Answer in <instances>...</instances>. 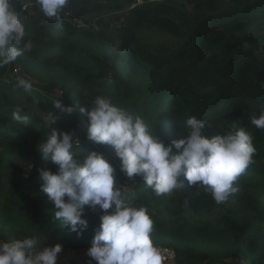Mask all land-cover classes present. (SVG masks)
<instances>
[{
    "label": "trees",
    "instance_id": "obj_1",
    "mask_svg": "<svg viewBox=\"0 0 264 264\" xmlns=\"http://www.w3.org/2000/svg\"><path fill=\"white\" fill-rule=\"evenodd\" d=\"M144 1L69 0L56 20L46 17L35 0H10L25 27V42H32L31 51L20 57L52 77L66 94L63 100L47 88L26 92L2 78L9 64L0 67V240L35 235L64 241L65 249L91 247L103 213L85 206L82 218L88 227L80 235L54 218V206L41 191L40 170L55 173L57 166L38 153V144L55 127L45 124V117L54 113L57 129L79 140L80 146L72 149L76 157L102 153L95 143L78 137L88 125L80 108L91 110L94 99L102 96L142 117L165 146L187 138L190 116L207 123L208 138L222 136L233 123L247 127L256 149L254 162L234 185L239 191L224 204L217 205L202 188L189 187L183 176L182 189L159 196L141 177L130 187L120 165L109 162L117 182L130 187L126 200L148 210L154 245L176 250L174 264H264V129L251 125L252 116L264 110V0H193L191 11L177 1ZM29 3L41 11L38 16L29 17ZM126 8L124 23L117 27L78 21L94 12ZM158 34L169 40L158 43ZM88 46L114 61L106 63ZM135 79L151 83L145 102L131 107L128 101L136 90L129 84ZM60 100L74 111L56 109ZM18 109L28 116L27 125L12 119ZM191 210L220 213L197 224L187 219ZM84 263L97 264L88 258Z\"/></svg>",
    "mask_w": 264,
    "mask_h": 264
},
{
    "label": "clouds",
    "instance_id": "obj_2",
    "mask_svg": "<svg viewBox=\"0 0 264 264\" xmlns=\"http://www.w3.org/2000/svg\"><path fill=\"white\" fill-rule=\"evenodd\" d=\"M69 0H35L48 18L60 19L59 13ZM26 30L19 12L10 6V0H0V67L13 63L32 42H25ZM17 86L31 92L33 85L20 78ZM91 110L80 108L87 116V139L96 144L109 145L120 160V172L127 178H142L144 185L156 195L170 193L188 186L202 188L217 205L224 204L239 189L234 186L252 164L255 154L253 137L247 127L231 125L224 134L208 138L204 133L207 123L190 116L186 125L188 136L172 140L165 146L140 116H133L118 107L110 98L97 96ZM54 107L71 114L73 107L62 101ZM21 109L12 119L27 125L28 116ZM57 117H45L51 127L50 135L38 144V153L57 166V171L40 170L41 191L54 206V218L62 220L70 231L82 234L88 227L83 219L85 206L102 212L101 224L95 231L87 256L97 264H165L167 257L151 239L153 221L148 210L133 206L126 200L130 187L121 186L115 169L104 153L92 151L82 159L72 152L80 146L74 133L59 131ZM251 125L264 129V110L252 116ZM175 150V151H174ZM62 245L41 247L38 237L0 242V264H57Z\"/></svg>",
    "mask_w": 264,
    "mask_h": 264
},
{
    "label": "rangeland",
    "instance_id": "obj_3",
    "mask_svg": "<svg viewBox=\"0 0 264 264\" xmlns=\"http://www.w3.org/2000/svg\"><path fill=\"white\" fill-rule=\"evenodd\" d=\"M148 1L149 2H155L157 0H148ZM159 1H164V2L177 1V3L179 5L187 8L190 11L193 9V7L196 4L193 0H159ZM227 1H229V0H227ZM138 2H139V5L145 3L144 0H138ZM32 5H33L32 3H29L26 6L24 5L25 7L28 8L27 11L29 13L28 14L29 17L38 16L41 11L40 12L35 11L34 9H32ZM39 8H40V6H39ZM125 11H129V10H127V8L124 9L123 11H119L118 9L103 10V11L94 12V13L85 15L81 19H78V21H81L82 23H91L92 25H95V26H99L100 23H105V24H111L112 26L117 27L119 24L121 25L122 23H124V16L123 15H124ZM70 12H71V16H72L73 12L72 11H70ZM75 12L79 13L78 10H75ZM51 35L55 36L56 34H54L53 31H51ZM70 40L74 44H78V47H83L85 44V43H79L76 40V38H72ZM155 40L158 43H164V41L169 40V38L166 35L158 34V35H155ZM88 50H90V53L97 55V57H99L101 60L105 61L106 63H109L110 65L114 61V58L112 57V55L100 53V52L96 51L95 49H92V47H89V46H88ZM9 65H10V71L8 74H5L2 77L3 79H5L9 82H13L15 84H17V81L20 78L27 79L32 83L33 89L35 91H37V92L43 91V90L47 91V89H49L50 92L52 93V95L56 99H63L64 100V96L66 94L64 88L61 85L57 84L53 80L52 77H49L47 74H45V73L41 72L40 70H37L35 67H33L32 64H30L27 59L23 60L21 57H18L15 62L10 63ZM150 83L151 82L149 80L135 79L129 84V86H131L132 89L136 90V92L133 94L132 98H130L128 101L131 103V105H130L131 107L142 105L145 102L146 94H147V91L150 87ZM54 84H56V86H54ZM65 102H66V100H65ZM78 137L82 140L91 142L87 139V126H82L81 132L78 135ZM95 145H96V147L99 148V150L102 153H104L108 157V159L111 163L120 165V160H119V158L116 157L115 150L112 148V146L100 145V144H96V143H95ZM138 177L139 176H136V177L130 179V184H129L130 187H134L137 185L136 183L139 180ZM219 213H220L219 210H215V211H213V213L195 212V211L191 210L187 213V219L189 221H191L193 223H197V224L205 223V222H211L214 220V218ZM0 235H2V232H0ZM38 240L41 243L42 248L55 246L56 244L62 245V251L57 256L59 258V260L57 259V264H87V263H84V261L87 258H81V259H79V261L77 263H74V261H77V260L73 259L72 257H75V255L82 254L83 252H86L88 249H83V247H82V249H79V248L73 249L72 247H67L65 249V248H63L64 244L66 246H68V244L66 242L54 240V239L48 238V237H41V238H38ZM0 242H4V241L0 240ZM72 253H74V254H72ZM169 264H174V262H171ZM207 264H220V263H207ZM224 264H227V261ZM242 264H243V262H242ZM245 264H247V262Z\"/></svg>",
    "mask_w": 264,
    "mask_h": 264
},
{
    "label": "built area",
    "instance_id": "obj_4",
    "mask_svg": "<svg viewBox=\"0 0 264 264\" xmlns=\"http://www.w3.org/2000/svg\"><path fill=\"white\" fill-rule=\"evenodd\" d=\"M162 250L166 249L167 251L163 252V255H165L167 257L165 263H171L174 262L176 257H177V253L176 250L171 249V248H165V247H160ZM74 254V253H72ZM73 259L79 261V259L81 258H88L91 259L89 256H87V251L83 252L82 254L79 255H75V257H72ZM78 258V259H77ZM92 260V259H91Z\"/></svg>",
    "mask_w": 264,
    "mask_h": 264
}]
</instances>
